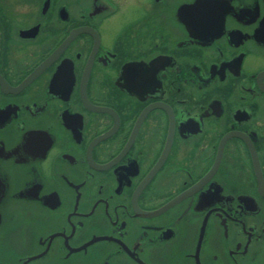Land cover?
Returning <instances> with one entry per match:
<instances>
[{
	"label": "flooded vegetation",
	"instance_id": "obj_1",
	"mask_svg": "<svg viewBox=\"0 0 264 264\" xmlns=\"http://www.w3.org/2000/svg\"><path fill=\"white\" fill-rule=\"evenodd\" d=\"M0 264H264V0H0Z\"/></svg>",
	"mask_w": 264,
	"mask_h": 264
}]
</instances>
